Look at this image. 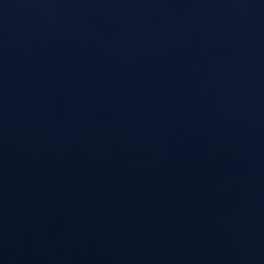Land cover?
Here are the masks:
<instances>
[{"label": "water", "instance_id": "95a60500", "mask_svg": "<svg viewBox=\"0 0 264 264\" xmlns=\"http://www.w3.org/2000/svg\"><path fill=\"white\" fill-rule=\"evenodd\" d=\"M0 208L119 264H264V0H0Z\"/></svg>", "mask_w": 264, "mask_h": 264}]
</instances>
